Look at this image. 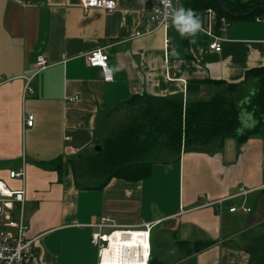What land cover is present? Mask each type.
I'll return each mask as SVG.
<instances>
[{"label": "crops", "instance_id": "obj_1", "mask_svg": "<svg viewBox=\"0 0 264 264\" xmlns=\"http://www.w3.org/2000/svg\"><path fill=\"white\" fill-rule=\"evenodd\" d=\"M149 2L85 11L80 0H0V182L25 190L33 264H99L92 235L102 215L124 227L156 223L164 242L214 240L193 254L195 264H248V252L229 240L264 219L254 213L264 203V129L242 143L231 137L220 148L183 149L136 181L99 185L83 172L95 147L116 133L119 103L142 93L206 99L221 88L211 80L239 83L264 66V18L231 22L216 51L204 35L182 37L175 25L136 35ZM95 49L108 52L112 80L87 62ZM41 55L47 66L28 92L24 75ZM22 169L24 177H10ZM152 249L176 264L168 262L173 251Z\"/></svg>", "mask_w": 264, "mask_h": 264}, {"label": "trees", "instance_id": "obj_2", "mask_svg": "<svg viewBox=\"0 0 264 264\" xmlns=\"http://www.w3.org/2000/svg\"><path fill=\"white\" fill-rule=\"evenodd\" d=\"M263 4L264 0H224L223 7L221 0H183L184 9L193 10L196 16L213 7L230 22L264 18V10L244 17L233 15ZM210 82L221 88L206 99L185 103L180 97L142 93L119 103L116 133L105 138L102 149L86 160L83 172L99 185L114 177L136 181L150 174L153 162L169 160L183 149L220 148L231 137L242 143L264 129V66L248 69L239 83ZM49 164L61 168L54 162ZM229 241L248 252V264H264V219L247 226ZM214 243V240L193 243L178 240L187 255ZM190 264L195 262L192 260Z\"/></svg>", "mask_w": 264, "mask_h": 264}, {"label": "built area", "instance_id": "obj_3", "mask_svg": "<svg viewBox=\"0 0 264 264\" xmlns=\"http://www.w3.org/2000/svg\"><path fill=\"white\" fill-rule=\"evenodd\" d=\"M81 6L87 11L91 7H100L107 11H114L118 5L117 0H80ZM183 7V0H171V7L166 8L162 0H150L148 7L143 11V27L136 32V35H143L163 28L167 30L174 25L171 18L172 9ZM201 23V30L198 31L207 39L211 49L220 51L224 33L227 31L231 22L226 17H221L217 10L209 7L197 16ZM168 46L169 39L166 38ZM87 62L93 66H100L105 80H112V69L109 66V54L105 49H95L88 53ZM47 66V60L43 55L38 57L35 70L30 75H24L27 80L26 91L34 92L31 86L34 76ZM33 115H29L26 123L32 125ZM25 170H11L10 177H24ZM2 183V182H1ZM3 187L6 186L3 184ZM8 190V189H7ZM245 187L240 188L239 194L247 193ZM25 200V190L4 192L0 187V264H33L35 261L34 239L27 236V224L25 223L22 204ZM237 206L230 208V211H238ZM245 212L250 208H243ZM156 223L145 222L134 227H124L119 225L108 215H102L94 223L96 231L92 235V243L98 248L99 264H102L105 250L111 246V238L116 235L121 236L127 241H133L136 236H142L148 243V254L142 251L140 246L133 243L123 245L121 250L123 260L146 261L152 255V230ZM138 244V243H137ZM218 264V263H215Z\"/></svg>", "mask_w": 264, "mask_h": 264}, {"label": "bare ground", "instance_id": "obj_4", "mask_svg": "<svg viewBox=\"0 0 264 264\" xmlns=\"http://www.w3.org/2000/svg\"><path fill=\"white\" fill-rule=\"evenodd\" d=\"M0 187L4 189L5 193H8V190L3 187V183L0 182ZM129 243H133L136 245H142L140 248L145 253L148 254V243L147 240L142 236H136L133 241H127L121 236L116 235L111 238V246L104 253V259L102 264H146V261H138V260H123V256L121 250L123 245H128ZM138 243V244H137Z\"/></svg>", "mask_w": 264, "mask_h": 264}, {"label": "rangeland", "instance_id": "obj_5", "mask_svg": "<svg viewBox=\"0 0 264 264\" xmlns=\"http://www.w3.org/2000/svg\"><path fill=\"white\" fill-rule=\"evenodd\" d=\"M233 21H237V19L233 20ZM93 152H95V150ZM258 209H259V211L258 212L254 211V213H256V215H259V214L260 215L256 216L258 219L256 217H255V219L261 220L264 218V203H262V205ZM259 217H260V219H259ZM252 219H253V217H252ZM253 222H255V221H252V223ZM151 239H152L151 242H152L154 250H161V249L164 250L166 248L167 249L166 251H168V253L173 251L172 256H174V258L171 256L170 261H168V262L176 263V264H190V261H192L193 254L187 255L186 252L184 251V249L178 244L177 238H174V241L170 240V241L164 242L162 239V234H161L160 230L155 227L154 230H152ZM174 248H176V250Z\"/></svg>", "mask_w": 264, "mask_h": 264}, {"label": "clouds", "instance_id": "obj_6", "mask_svg": "<svg viewBox=\"0 0 264 264\" xmlns=\"http://www.w3.org/2000/svg\"><path fill=\"white\" fill-rule=\"evenodd\" d=\"M162 3H164L166 8L171 7V0H162ZM170 15L174 25L182 37L194 36L201 30L200 20L196 16V13L191 9L186 10L183 7L179 9H172Z\"/></svg>", "mask_w": 264, "mask_h": 264}, {"label": "water", "instance_id": "obj_7", "mask_svg": "<svg viewBox=\"0 0 264 264\" xmlns=\"http://www.w3.org/2000/svg\"><path fill=\"white\" fill-rule=\"evenodd\" d=\"M221 4H222L223 7H225L224 0H221ZM261 10H264V4L255 7L254 9H252L249 12H246V13H233V15L236 16V17H244V16H247L249 14H252V13H255V12H258V11H261ZM101 149H102L101 145H98V146L95 147V150H97V151H100ZM149 264H166V262L162 261L156 254H152L150 256V258H149Z\"/></svg>", "mask_w": 264, "mask_h": 264}]
</instances>
